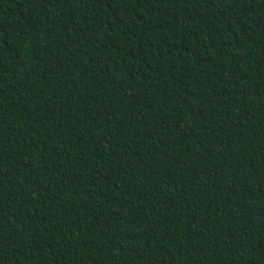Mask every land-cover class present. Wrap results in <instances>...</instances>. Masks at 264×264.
<instances>
[{
  "label": "trees",
  "instance_id": "obj_1",
  "mask_svg": "<svg viewBox=\"0 0 264 264\" xmlns=\"http://www.w3.org/2000/svg\"><path fill=\"white\" fill-rule=\"evenodd\" d=\"M0 264H264V0H0Z\"/></svg>",
  "mask_w": 264,
  "mask_h": 264
}]
</instances>
